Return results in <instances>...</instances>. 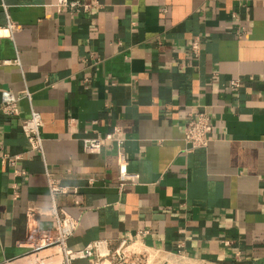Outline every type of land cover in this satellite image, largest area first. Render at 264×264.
Listing matches in <instances>:
<instances>
[{"label":"crops","instance_id":"1","mask_svg":"<svg viewBox=\"0 0 264 264\" xmlns=\"http://www.w3.org/2000/svg\"><path fill=\"white\" fill-rule=\"evenodd\" d=\"M80 1L87 10L0 0V26H17L0 37V92L32 96L17 118L0 111V261L53 226L36 216L32 231L26 219L29 207L51 205L49 171L83 196L81 206L57 199L78 220L70 249L146 231L135 246L153 264H264V0ZM196 37L198 58L189 50ZM31 107L42 117L43 154L20 126ZM201 109L209 144L185 153L183 126ZM115 125L138 175L122 192L114 150L82 145ZM3 154L22 158L12 168Z\"/></svg>","mask_w":264,"mask_h":264},{"label":"built area","instance_id":"2","mask_svg":"<svg viewBox=\"0 0 264 264\" xmlns=\"http://www.w3.org/2000/svg\"><path fill=\"white\" fill-rule=\"evenodd\" d=\"M57 8L66 7L70 10H87L89 5L80 0H57ZM17 29L15 23L8 20L7 24L0 26V37H9ZM190 54L198 58L202 53L200 38L196 37L190 44ZM95 54L90 53L88 60L95 59ZM86 59V60H87ZM17 61V60H16ZM6 62H10L7 60ZM231 87L238 86V79L230 82ZM1 103L0 111L5 116L17 118L20 116L19 101L26 98L31 102L32 96L28 90L15 93L11 89H4L0 92ZM41 114L31 107L30 114L23 117L20 126L25 134L29 148L43 154V137ZM212 131L210 115L205 109L198 110L189 114L183 126V141L185 153H192L195 150L205 148L209 144ZM127 140L124 130L115 125L110 131L103 134L96 133L82 138L83 150L86 153H99L107 145L115 152L116 163L118 166V190L122 192L128 185L136 184L138 175L128 170V160L123 150ZM2 161L16 167V163L22 158L21 154H3ZM22 172L15 169V174ZM47 189L50 195L51 205L48 208L38 206L29 207L26 210L28 228L32 230V224L36 216H50L53 219V226L48 230L34 231L28 240V251L18 257L5 259L0 264H76L77 261L88 260L91 264H153L149 255H145L135 246L137 238L146 233L137 232L135 236H126L116 244H112L108 239H97L88 242L80 248L70 249L68 240L77 229L78 220L74 218L63 206H60L57 199L61 196H71L76 206H81L83 196L78 186L63 184L61 179L51 172L46 171ZM93 177L88 178V183H93ZM13 196L17 197L16 185H13ZM224 245H229V240H223ZM21 245V243H18ZM46 252V253H45ZM238 255V254H237Z\"/></svg>","mask_w":264,"mask_h":264}]
</instances>
